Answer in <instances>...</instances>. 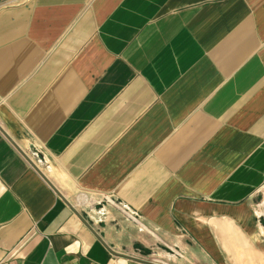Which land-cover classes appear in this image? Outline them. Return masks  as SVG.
Instances as JSON below:
<instances>
[{
  "label": "crops",
  "instance_id": "1",
  "mask_svg": "<svg viewBox=\"0 0 264 264\" xmlns=\"http://www.w3.org/2000/svg\"><path fill=\"white\" fill-rule=\"evenodd\" d=\"M0 263L264 264V0L0 9Z\"/></svg>",
  "mask_w": 264,
  "mask_h": 264
},
{
  "label": "built area",
  "instance_id": "2",
  "mask_svg": "<svg viewBox=\"0 0 264 264\" xmlns=\"http://www.w3.org/2000/svg\"><path fill=\"white\" fill-rule=\"evenodd\" d=\"M23 1L24 0H0V9H3L4 7H7V6L12 5L14 3H20Z\"/></svg>",
  "mask_w": 264,
  "mask_h": 264
},
{
  "label": "water",
  "instance_id": "3",
  "mask_svg": "<svg viewBox=\"0 0 264 264\" xmlns=\"http://www.w3.org/2000/svg\"><path fill=\"white\" fill-rule=\"evenodd\" d=\"M24 154V153H23ZM25 155V154H24ZM25 157H26V155H25ZM28 158V157H27ZM48 182L50 183V185L55 189V191L58 193V191H57V189H56V187L55 186H53L52 184H51V182L48 180ZM59 194V193H58ZM59 196H61L60 194H59ZM62 197V196H61Z\"/></svg>",
  "mask_w": 264,
  "mask_h": 264
}]
</instances>
